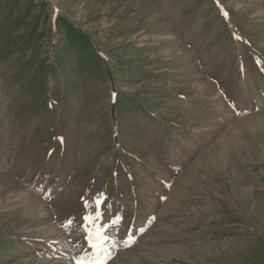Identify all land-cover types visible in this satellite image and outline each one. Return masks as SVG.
<instances>
[{
    "label": "rangeland",
    "instance_id": "374dc122",
    "mask_svg": "<svg viewBox=\"0 0 264 264\" xmlns=\"http://www.w3.org/2000/svg\"><path fill=\"white\" fill-rule=\"evenodd\" d=\"M81 259L264 264V0H0V264Z\"/></svg>",
    "mask_w": 264,
    "mask_h": 264
},
{
    "label": "snow or ice",
    "instance_id": "6c2138e0",
    "mask_svg": "<svg viewBox=\"0 0 264 264\" xmlns=\"http://www.w3.org/2000/svg\"><path fill=\"white\" fill-rule=\"evenodd\" d=\"M102 200H97V208L100 206V204L102 203ZM87 206V205H86ZM99 215V213H98ZM85 220H91V217H85ZM69 224L71 223V221L68 222ZM106 239L105 236H103L99 229L96 230L95 235L93 236V234H89V239H88V244L91 248L93 249H97L100 250L101 248V244L102 242ZM76 264H85V261L81 260H77ZM91 264H106V261H93L91 262Z\"/></svg>",
    "mask_w": 264,
    "mask_h": 264
},
{
    "label": "bare ground",
    "instance_id": "6f19581e",
    "mask_svg": "<svg viewBox=\"0 0 264 264\" xmlns=\"http://www.w3.org/2000/svg\"><path fill=\"white\" fill-rule=\"evenodd\" d=\"M60 234V233H59Z\"/></svg>",
    "mask_w": 264,
    "mask_h": 264
}]
</instances>
